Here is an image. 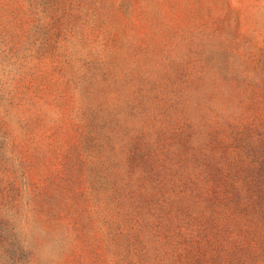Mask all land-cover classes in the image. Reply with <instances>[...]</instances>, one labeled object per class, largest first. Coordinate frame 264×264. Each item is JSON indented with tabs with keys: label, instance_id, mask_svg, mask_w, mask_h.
<instances>
[{
	"label": "rangeland",
	"instance_id": "obj_1",
	"mask_svg": "<svg viewBox=\"0 0 264 264\" xmlns=\"http://www.w3.org/2000/svg\"><path fill=\"white\" fill-rule=\"evenodd\" d=\"M8 208L60 264H264V0H0Z\"/></svg>",
	"mask_w": 264,
	"mask_h": 264
},
{
	"label": "clouds",
	"instance_id": "obj_2",
	"mask_svg": "<svg viewBox=\"0 0 264 264\" xmlns=\"http://www.w3.org/2000/svg\"><path fill=\"white\" fill-rule=\"evenodd\" d=\"M14 208L7 212L0 210V264H16L10 255L11 245L25 254L27 264H60L62 246L59 236L49 237L44 229L21 227Z\"/></svg>",
	"mask_w": 264,
	"mask_h": 264
}]
</instances>
